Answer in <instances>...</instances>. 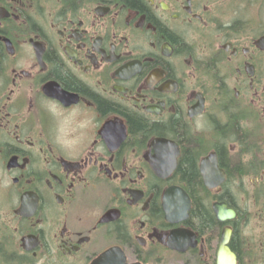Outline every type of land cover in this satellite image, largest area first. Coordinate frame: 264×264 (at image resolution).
<instances>
[{
  "label": "flooded vegetation",
  "instance_id": "1",
  "mask_svg": "<svg viewBox=\"0 0 264 264\" xmlns=\"http://www.w3.org/2000/svg\"><path fill=\"white\" fill-rule=\"evenodd\" d=\"M248 1L0 0V264H264Z\"/></svg>",
  "mask_w": 264,
  "mask_h": 264
},
{
  "label": "trees",
  "instance_id": "2",
  "mask_svg": "<svg viewBox=\"0 0 264 264\" xmlns=\"http://www.w3.org/2000/svg\"><path fill=\"white\" fill-rule=\"evenodd\" d=\"M233 131H234V133L237 132V125L236 124H234ZM247 131L242 132V133L247 134V135H242L243 141L239 145L241 152L249 154L252 157H255L257 161L264 163V143L260 144V142H259L258 144H255L254 140H253V136L251 135L252 134L251 130L249 129V127L247 128ZM262 151H263V153H260ZM251 162H253V163H250V165H251V167H253L255 165L254 160H252ZM187 167L189 168L190 172L194 171L192 168L191 162L189 164H187ZM235 177H236V175H235Z\"/></svg>",
  "mask_w": 264,
  "mask_h": 264
},
{
  "label": "rangeland",
  "instance_id": "3",
  "mask_svg": "<svg viewBox=\"0 0 264 264\" xmlns=\"http://www.w3.org/2000/svg\"><path fill=\"white\" fill-rule=\"evenodd\" d=\"M246 9L248 10L250 16L259 17L261 25L264 29V0H250L247 3ZM241 185L240 181L236 183Z\"/></svg>",
  "mask_w": 264,
  "mask_h": 264
},
{
  "label": "water",
  "instance_id": "4",
  "mask_svg": "<svg viewBox=\"0 0 264 264\" xmlns=\"http://www.w3.org/2000/svg\"><path fill=\"white\" fill-rule=\"evenodd\" d=\"M263 41H264V39H263Z\"/></svg>",
  "mask_w": 264,
  "mask_h": 264
}]
</instances>
